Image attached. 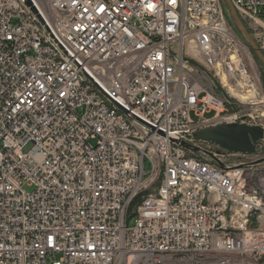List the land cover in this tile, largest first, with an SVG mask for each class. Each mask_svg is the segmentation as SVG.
<instances>
[{"label": "built area", "instance_id": "2783aa9c", "mask_svg": "<svg viewBox=\"0 0 264 264\" xmlns=\"http://www.w3.org/2000/svg\"><path fill=\"white\" fill-rule=\"evenodd\" d=\"M30 1L0 0V264H264V137L182 144L255 125L222 0ZM230 1L264 52V0Z\"/></svg>", "mask_w": 264, "mask_h": 264}, {"label": "water", "instance_id": "95a60500", "mask_svg": "<svg viewBox=\"0 0 264 264\" xmlns=\"http://www.w3.org/2000/svg\"><path fill=\"white\" fill-rule=\"evenodd\" d=\"M231 12L232 19L244 37V39L251 45L252 49L256 52L259 60L264 65V55L260 48L256 47L254 42L249 37L242 21L240 20L234 6L230 0H225ZM31 4V1L28 0ZM35 10V8H33ZM264 137V127L259 125H249L246 123H221L216 126L204 128L198 130L194 133V138L197 141L212 142L219 145L221 148L234 153H255V143ZM180 141L178 138H173ZM182 144L195 151V152H205L210 155L216 162L223 165L222 162L217 159L212 153L202 149L199 146L193 145L191 143L182 141ZM264 163V158L258 159L247 163V166H256L258 164Z\"/></svg>", "mask_w": 264, "mask_h": 264}, {"label": "rangeland", "instance_id": "374dc122", "mask_svg": "<svg viewBox=\"0 0 264 264\" xmlns=\"http://www.w3.org/2000/svg\"><path fill=\"white\" fill-rule=\"evenodd\" d=\"M222 2L224 5L225 14H226V17L228 19L230 26L238 34V36H240V38H242V40L244 41V43L246 45L245 56H246L247 60L250 62L251 66H252V70L254 71L256 77L258 78L256 97L253 99V101H250L247 103L242 102V103H240V105L243 109H245L246 111H248L249 113H251L253 115V118H249V120H248L249 122H253V123H255V125H259V126L264 127V66L262 65L261 61L259 60L256 52L252 49L251 45L244 39V37L241 35L239 30L237 29V27H236V25L232 19L231 12L229 10V7H228L226 1L222 0ZM239 18L242 21L244 28L246 29L251 40L254 42L255 46L259 48L258 44L256 43V41L253 37V32H252L250 23L247 21H244L240 16H239ZM262 53L264 55L263 51H262ZM193 57L194 58L192 60V65L194 68V73L196 74V76H197L198 80L201 82V84L204 85L205 87H207L208 89L212 90L213 92H215L218 95L223 94L222 93L223 89H221V85L219 84V82L217 80L214 81L215 77L213 76L214 75L213 71L208 70L203 65L204 63H202L199 53L194 54ZM241 94L248 96V93H246V92H243ZM242 95H238L239 99L241 101H246V99L245 100L241 99ZM206 116L210 117V116H212V113H208ZM192 117H195L193 113H192ZM197 145H199L200 147L206 148V147H209L210 144H207L205 142H201V143L198 142ZM194 155L200 156V157L202 156V154L200 152H195ZM230 160L232 162L233 160H235V157H231ZM146 166L148 167V164H146ZM25 189L27 191H30V190H32V187L26 185ZM132 223H133V221H131L130 224H132Z\"/></svg>", "mask_w": 264, "mask_h": 264}, {"label": "bare ground", "instance_id": "6f19581e", "mask_svg": "<svg viewBox=\"0 0 264 264\" xmlns=\"http://www.w3.org/2000/svg\"><path fill=\"white\" fill-rule=\"evenodd\" d=\"M190 52H192L193 54H196V52L193 50V49H191V47H189V49H188ZM233 93L236 95V96H238V95H242V94H238L237 92H235V91H233ZM252 95H254L255 93H256V91L255 90H252ZM249 96H245V95H242L241 96V99H243V100H245L246 98H248Z\"/></svg>", "mask_w": 264, "mask_h": 264}, {"label": "trees", "instance_id": "16d2710c", "mask_svg": "<svg viewBox=\"0 0 264 264\" xmlns=\"http://www.w3.org/2000/svg\"><path fill=\"white\" fill-rule=\"evenodd\" d=\"M228 5V4H227ZM230 10V9H229ZM263 65V64H262ZM264 66V65H263Z\"/></svg>", "mask_w": 264, "mask_h": 264}]
</instances>
